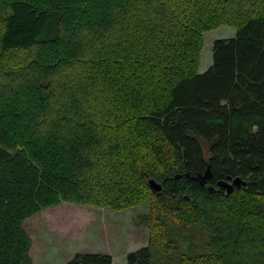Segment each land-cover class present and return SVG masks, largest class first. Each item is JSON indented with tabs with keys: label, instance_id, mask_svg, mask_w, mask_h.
I'll return each mask as SVG.
<instances>
[{
	"label": "trees",
	"instance_id": "trees-1",
	"mask_svg": "<svg viewBox=\"0 0 264 264\" xmlns=\"http://www.w3.org/2000/svg\"><path fill=\"white\" fill-rule=\"evenodd\" d=\"M145 202L125 264H264V0H0V264L44 209Z\"/></svg>",
	"mask_w": 264,
	"mask_h": 264
},
{
	"label": "rangeland",
	"instance_id": "rangeland-1",
	"mask_svg": "<svg viewBox=\"0 0 264 264\" xmlns=\"http://www.w3.org/2000/svg\"><path fill=\"white\" fill-rule=\"evenodd\" d=\"M235 31L221 26L203 33L199 74L212 64L213 42L233 38ZM147 212L148 202L120 211L69 203L44 209L22 225L30 241L29 257L32 264H65L76 254H104L113 264H125L128 253L148 244L149 228L138 221Z\"/></svg>",
	"mask_w": 264,
	"mask_h": 264
},
{
	"label": "water",
	"instance_id": "water-1",
	"mask_svg": "<svg viewBox=\"0 0 264 264\" xmlns=\"http://www.w3.org/2000/svg\"><path fill=\"white\" fill-rule=\"evenodd\" d=\"M210 177L211 175L209 173V168H207L203 175H198L196 178H194V180L197 181L201 186H204ZM148 185L153 193H159L162 190L161 185L153 180L148 181ZM240 186L245 187L246 183L239 178L232 179L227 177L225 180L217 182V187L219 189H224L227 194H229L234 187ZM207 190L210 194L214 192L212 187H207Z\"/></svg>",
	"mask_w": 264,
	"mask_h": 264
},
{
	"label": "crops",
	"instance_id": "crops-1",
	"mask_svg": "<svg viewBox=\"0 0 264 264\" xmlns=\"http://www.w3.org/2000/svg\"><path fill=\"white\" fill-rule=\"evenodd\" d=\"M234 32V31H233ZM236 32V31H235ZM231 34H229V36H230ZM228 37V36H227ZM234 38V37H233ZM227 39H230V38H227ZM62 204H64V203H62Z\"/></svg>",
	"mask_w": 264,
	"mask_h": 264
}]
</instances>
